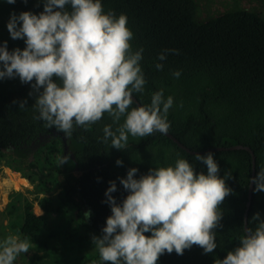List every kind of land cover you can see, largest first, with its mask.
Listing matches in <instances>:
<instances>
[{
  "label": "trees",
  "instance_id": "obj_1",
  "mask_svg": "<svg viewBox=\"0 0 264 264\" xmlns=\"http://www.w3.org/2000/svg\"><path fill=\"white\" fill-rule=\"evenodd\" d=\"M208 1L101 0L105 12L127 17L132 50L143 49L140 64L146 84L143 93H133L137 101L149 104L151 94L160 89L165 98L172 96L168 132L189 149L202 151L200 155L212 153L218 175L232 189L220 206L214 251L205 254L193 245L182 255L165 252L157 264H215L223 259L245 234L247 201V227H255L254 213L264 219V192H253V184L251 198L247 196L250 153L241 148L204 152L218 145H247L255 155L254 176L264 165V0H220L215 6ZM21 11L39 14L43 0H0V44L6 43L10 52L25 47L24 40L12 39L7 29L10 14ZM161 53L166 56L163 61L158 58ZM157 63L163 65L161 70ZM174 71L180 72L178 78ZM29 92L31 85L19 77L0 79V161L31 183L29 191L42 210L35 214L32 200L20 191H14L7 203L9 227L36 250L28 264H60L63 258L70 264H105L97 250L76 255L87 247L80 229L84 226L92 236L103 234L111 215L105 191L109 181H115L117 190L111 195L122 202L127 191L119 178L126 177L129 168H137L139 178L152 167L174 166L179 156L196 172L207 173L206 165L194 159L197 153L185 151L160 132L141 139L129 136L124 150L102 142L104 125L112 124L107 114L66 136L34 118L35 93ZM21 101H26L24 109ZM65 156L68 162L60 164ZM51 215L56 216L53 227L47 225ZM73 254L75 263L69 259Z\"/></svg>",
  "mask_w": 264,
  "mask_h": 264
},
{
  "label": "clouds",
  "instance_id": "obj_2",
  "mask_svg": "<svg viewBox=\"0 0 264 264\" xmlns=\"http://www.w3.org/2000/svg\"><path fill=\"white\" fill-rule=\"evenodd\" d=\"M7 29L12 39H23L25 47L10 52L6 43L0 46V79L19 77L31 85L32 107L38 113L34 118L47 127L71 136L75 128L87 129L107 114L112 124L104 125L102 142L110 141L118 150L126 149L129 136L167 134L172 96L165 98L160 89L151 94L149 104L133 106V93H143L146 84L140 64L143 49L132 50L133 33L124 14L105 12L101 0H43L39 14H10ZM158 58L163 61L166 56L161 53ZM155 67L161 70L163 65ZM173 76L178 78L180 72L174 71ZM25 104L21 101L20 109ZM194 159L206 165V174L196 172L179 156L174 166L152 167L139 178L138 169L129 168L126 177L119 178L127 191L120 203L111 195L116 183L109 181L105 196L111 215L103 234L92 236L100 261L157 264L165 252L182 255L193 245L205 254L214 251L220 206L232 189L218 175L212 153H197ZM67 162V156L60 159V164ZM122 163L116 160L117 165ZM250 180L253 192H264V165ZM251 220L255 227H247L238 246L215 264H264V219L257 212ZM30 247L27 238L7 235L0 240V264H14Z\"/></svg>",
  "mask_w": 264,
  "mask_h": 264
},
{
  "label": "rangeland",
  "instance_id": "obj_3",
  "mask_svg": "<svg viewBox=\"0 0 264 264\" xmlns=\"http://www.w3.org/2000/svg\"><path fill=\"white\" fill-rule=\"evenodd\" d=\"M219 1L220 0H209L208 3H210L211 6H215L216 4H219ZM11 171L12 170L10 168L4 166V164H2V162L0 161V240L4 239L9 234L17 235L9 227V218H8L7 213H6L7 203L9 202L10 197L12 196V193L14 191H20L24 195L25 198L32 200L31 202L33 203V211L35 214L39 215L40 213H42L41 208L39 207L37 202L34 200L33 193L29 191L30 189H32L31 183H29L27 180H26V183H24V184L21 183V184L17 185L15 183H12L10 181V179H11V177H13L12 174L15 171H13V172H11ZM16 175H18L19 177L21 176L19 172H16ZM55 219H56V216L51 215L48 219L49 222L47 225L49 227H53ZM63 222L64 221H60L59 224H61ZM80 231H81V233H84L86 235V238H84L83 243L87 244V247L78 251L76 253V255L80 256L84 253H88V254L94 253L95 254L96 248L92 243L91 233L86 231V228L84 226L81 227ZM30 245H31V243H30ZM34 253H36V250L34 247L31 246L30 250L27 253H24V254L21 253L17 257V259L14 261V264H28L30 257L32 255H34ZM69 256H70V258L69 257L68 258L72 261V263H75L73 261L75 258L74 254L69 255ZM39 264H44V263H41V261H40ZM55 264H59V263L56 262ZM60 264H70V263H68V259L63 258V260L60 262ZM76 264H78V263H76Z\"/></svg>",
  "mask_w": 264,
  "mask_h": 264
},
{
  "label": "water",
  "instance_id": "obj_4",
  "mask_svg": "<svg viewBox=\"0 0 264 264\" xmlns=\"http://www.w3.org/2000/svg\"><path fill=\"white\" fill-rule=\"evenodd\" d=\"M0 46H3L0 44ZM9 51V50H8ZM133 99L136 103V105H140V103L137 101V99L135 98V96L133 95ZM167 137L171 138L172 141H174L179 147L183 148L185 151L189 152V153H203L202 151H194V150H191L189 149L188 147H186L183 143H181L180 141H178V139L172 135L170 132H167V134H165ZM245 149L247 150L249 153H250V156H251V177H254V172H255V168H254V165H255V155L252 151V149L247 146V145H242V144H236V145H232L230 147H223V146H217L215 148H208L206 149L204 152H208V151H214V150H221V149ZM248 193H247V196L248 198L250 199L251 198V195H252V188H253V183H251V180L249 182V186H248ZM249 201L246 202V211L244 213V231L245 229L247 228V225H246V217H247V208L249 206Z\"/></svg>",
  "mask_w": 264,
  "mask_h": 264
},
{
  "label": "bare ground",
  "instance_id": "obj_5",
  "mask_svg": "<svg viewBox=\"0 0 264 264\" xmlns=\"http://www.w3.org/2000/svg\"><path fill=\"white\" fill-rule=\"evenodd\" d=\"M11 172H13V171H11ZM18 174V173H17ZM12 176L13 177H11V179H10V181L12 182V183H15V184H21V183H26V179L25 178H23V177H19L18 175H16V172H13V174H12ZM9 181V180H8ZM7 181V182H8ZM3 183V182H2ZM10 184V183H9Z\"/></svg>",
  "mask_w": 264,
  "mask_h": 264
}]
</instances>
